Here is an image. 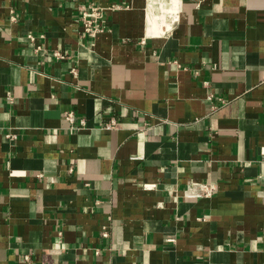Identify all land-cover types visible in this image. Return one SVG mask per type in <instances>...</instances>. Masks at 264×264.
<instances>
[{
    "label": "crops",
    "instance_id": "1",
    "mask_svg": "<svg viewBox=\"0 0 264 264\" xmlns=\"http://www.w3.org/2000/svg\"><path fill=\"white\" fill-rule=\"evenodd\" d=\"M84 1L0 0V264H264V0Z\"/></svg>",
    "mask_w": 264,
    "mask_h": 264
},
{
    "label": "built area",
    "instance_id": "2",
    "mask_svg": "<svg viewBox=\"0 0 264 264\" xmlns=\"http://www.w3.org/2000/svg\"><path fill=\"white\" fill-rule=\"evenodd\" d=\"M123 6L119 3H112L108 6L96 3L94 0H85L80 4V15L78 17V22L81 23L83 31L90 36H97L105 32L108 28L107 16L114 12L115 10L121 9ZM32 38V36H30ZM57 58H63V55L60 53H55ZM75 74V71H72ZM208 83H206L207 85ZM209 100L213 99V95L208 96ZM227 101L222 100V103ZM65 120L68 121L73 130L82 129L86 127V120L80 119L77 120L76 115L73 111H68L65 116ZM115 125L114 121L108 123L106 128L111 129ZM15 137V135H8V137ZM262 157L264 159V148L262 149ZM152 185L151 187H154ZM145 188H150V185H145ZM217 192V186L209 181L200 182V181H190L187 189L185 190L184 196L186 198H198V197H213ZM102 236L107 238L110 236V229L108 226H105L102 231Z\"/></svg>",
    "mask_w": 264,
    "mask_h": 264
},
{
    "label": "bare ground",
    "instance_id": "3",
    "mask_svg": "<svg viewBox=\"0 0 264 264\" xmlns=\"http://www.w3.org/2000/svg\"><path fill=\"white\" fill-rule=\"evenodd\" d=\"M151 7L153 6L151 5ZM176 9H177V0H170V6L166 8L162 7L158 15H156L154 13V9L151 8L149 11V15H150L149 25H150L151 34L154 35L156 32L164 33L166 30L170 29L171 25L166 26L167 24L165 25L166 27L162 26V28L160 29L159 27L160 25H164L165 22H167L168 16L174 17L176 13ZM156 27H158V29Z\"/></svg>",
    "mask_w": 264,
    "mask_h": 264
}]
</instances>
